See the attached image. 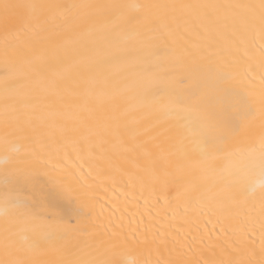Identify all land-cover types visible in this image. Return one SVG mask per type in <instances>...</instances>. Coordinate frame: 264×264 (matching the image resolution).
Returning <instances> with one entry per match:
<instances>
[{
    "label": "snow or ice",
    "instance_id": "6c2138e0",
    "mask_svg": "<svg viewBox=\"0 0 264 264\" xmlns=\"http://www.w3.org/2000/svg\"><path fill=\"white\" fill-rule=\"evenodd\" d=\"M264 0H0V264H264Z\"/></svg>",
    "mask_w": 264,
    "mask_h": 264
},
{
    "label": "bare ground",
    "instance_id": "6f19581e",
    "mask_svg": "<svg viewBox=\"0 0 264 264\" xmlns=\"http://www.w3.org/2000/svg\"><path fill=\"white\" fill-rule=\"evenodd\" d=\"M168 2H221V3H228V2H236V0H168ZM248 182L255 185L259 186L260 182L264 180V176L260 174V172L257 170L253 174L247 177Z\"/></svg>",
    "mask_w": 264,
    "mask_h": 264
},
{
    "label": "clouds",
    "instance_id": "9594fccd",
    "mask_svg": "<svg viewBox=\"0 0 264 264\" xmlns=\"http://www.w3.org/2000/svg\"><path fill=\"white\" fill-rule=\"evenodd\" d=\"M262 181H264V180H262ZM262 181H261V182H262ZM261 182H260V183H261Z\"/></svg>",
    "mask_w": 264,
    "mask_h": 264
}]
</instances>
